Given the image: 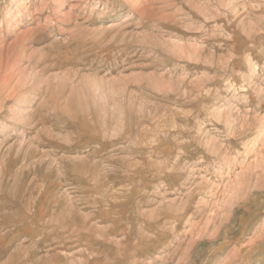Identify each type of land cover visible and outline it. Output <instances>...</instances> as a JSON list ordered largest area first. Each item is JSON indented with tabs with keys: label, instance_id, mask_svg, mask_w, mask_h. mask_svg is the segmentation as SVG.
Returning a JSON list of instances; mask_svg holds the SVG:
<instances>
[{
	"label": "rangeland",
	"instance_id": "374dc122",
	"mask_svg": "<svg viewBox=\"0 0 264 264\" xmlns=\"http://www.w3.org/2000/svg\"><path fill=\"white\" fill-rule=\"evenodd\" d=\"M0 264H264V0H0Z\"/></svg>",
	"mask_w": 264,
	"mask_h": 264
},
{
	"label": "bare ground",
	"instance_id": "6f19581e",
	"mask_svg": "<svg viewBox=\"0 0 264 264\" xmlns=\"http://www.w3.org/2000/svg\"><path fill=\"white\" fill-rule=\"evenodd\" d=\"M83 238V237H82ZM262 243V242H261ZM263 250V249H262ZM248 257V256H247ZM247 260V259H246ZM245 261V260H244Z\"/></svg>",
	"mask_w": 264,
	"mask_h": 264
}]
</instances>
